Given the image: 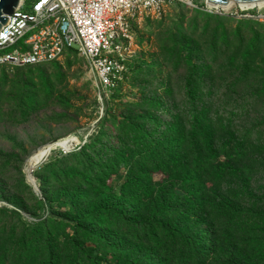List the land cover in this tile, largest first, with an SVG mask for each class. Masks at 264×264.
Masks as SVG:
<instances>
[{
	"label": "trees",
	"instance_id": "obj_1",
	"mask_svg": "<svg viewBox=\"0 0 264 264\" xmlns=\"http://www.w3.org/2000/svg\"><path fill=\"white\" fill-rule=\"evenodd\" d=\"M192 10L199 34L194 18L190 36L171 28L151 61L127 62L138 92L114 89L87 141L33 171L37 195L21 169L8 185L0 160L13 207H0V264H264V33ZM54 76L0 81V118L4 94L26 117Z\"/></svg>",
	"mask_w": 264,
	"mask_h": 264
},
{
	"label": "built area",
	"instance_id": "obj_2",
	"mask_svg": "<svg viewBox=\"0 0 264 264\" xmlns=\"http://www.w3.org/2000/svg\"><path fill=\"white\" fill-rule=\"evenodd\" d=\"M174 2L19 0L13 13L6 15V24L1 25L0 67L57 61L73 51L86 63L102 112L111 92L124 84L127 61L134 50V28L146 18L163 16ZM200 8L218 16L264 23V5L233 3L225 7L203 0Z\"/></svg>",
	"mask_w": 264,
	"mask_h": 264
},
{
	"label": "rangeland",
	"instance_id": "obj_3",
	"mask_svg": "<svg viewBox=\"0 0 264 264\" xmlns=\"http://www.w3.org/2000/svg\"><path fill=\"white\" fill-rule=\"evenodd\" d=\"M175 1L176 4L174 2V4L169 6L163 16L148 18L149 21L146 18L140 27L134 28V50L131 58L127 61L128 63H133L136 60L142 63L151 61L153 54L158 53V37L171 28H179V25H182L183 34L190 36L192 27L189 26V23L194 18H198L199 25L195 36L199 34L204 24L203 16L195 14V11L192 9L198 6L200 7L203 4V0H192V3L187 0ZM25 8H29L28 2ZM231 19L222 21L223 26L229 30H234L236 25L240 24L244 34L250 35L249 26L254 31H258L261 34L264 33V27L257 23L239 21L242 19ZM210 23L214 24L213 21ZM58 70L62 72V77L54 80L56 83L55 94L50 95L47 99H41L39 101L40 103L26 117H20L18 114L8 116L14 106L6 100V94L2 97L3 107H1L3 109L2 112L4 111L5 114L1 115L0 118V160L6 163L2 174L4 181H7L8 185L18 183L20 175L17 171L21 169V172L23 171L22 173H25L27 160L38 148L48 143L55 145L56 141L68 136L71 137V135H75L81 144L83 141L86 142L88 136L97 128L96 121L103 114L104 108L101 112L102 106L97 100L93 80L88 72L84 59L77 53L66 52L56 61V66L53 63H47L39 67H24L20 69L16 67H0V81H6L8 83L9 86L5 87V91L9 87L15 90L18 85H29L28 80L32 75L35 78L33 81L38 82L39 78H37V74L40 71L50 74L51 77H55L54 75ZM138 81L141 82L142 78H138ZM131 84H123L122 93L128 96L137 93L138 85L132 87L130 86ZM56 114H63L66 118L60 123H53L47 120L48 117ZM259 118L260 115L255 114L253 119L249 120V126L254 124V119L257 123H262ZM77 149V146L69 151L53 148L34 167L33 171L38 169L44 161H48L55 156L65 155L64 152H73ZM25 176L27 180L29 177L26 173ZM27 184L30 185L35 195L39 193V183L36 177H34L32 183L29 182ZM18 188L20 190L22 189L21 187ZM0 207L13 208L1 198Z\"/></svg>",
	"mask_w": 264,
	"mask_h": 264
},
{
	"label": "bare ground",
	"instance_id": "obj_4",
	"mask_svg": "<svg viewBox=\"0 0 264 264\" xmlns=\"http://www.w3.org/2000/svg\"><path fill=\"white\" fill-rule=\"evenodd\" d=\"M232 5H233V2L229 3L225 7H230ZM241 5L242 6L264 5V1L241 4ZM79 142H80L79 139H77V137L75 135H72L70 138L56 141L55 145L48 143L47 145L42 146V147L38 148L36 151H34L33 154L30 155L29 159L27 160V162L25 164V173L29 177L27 179V181H29L30 183H32L34 181V178L32 176V171H33L34 167H36V165H38L39 162H41L43 160V158L49 154L51 149L55 148V149H60V150H64V151H69V150L73 149L75 146L78 147Z\"/></svg>",
	"mask_w": 264,
	"mask_h": 264
},
{
	"label": "water",
	"instance_id": "obj_5",
	"mask_svg": "<svg viewBox=\"0 0 264 264\" xmlns=\"http://www.w3.org/2000/svg\"><path fill=\"white\" fill-rule=\"evenodd\" d=\"M209 4L213 5H222L227 6L229 3H239V4H247V3H255L264 0H205ZM19 0H0V29L1 25H5L7 22L6 15L12 14L14 8L18 5ZM29 183V182H28Z\"/></svg>",
	"mask_w": 264,
	"mask_h": 264
}]
</instances>
